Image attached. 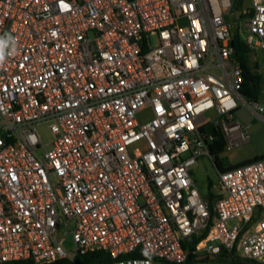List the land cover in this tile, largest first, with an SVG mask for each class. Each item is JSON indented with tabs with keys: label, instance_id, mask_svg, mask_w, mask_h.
Masks as SVG:
<instances>
[{
	"label": "built area",
	"instance_id": "2783aa9c",
	"mask_svg": "<svg viewBox=\"0 0 264 264\" xmlns=\"http://www.w3.org/2000/svg\"><path fill=\"white\" fill-rule=\"evenodd\" d=\"M237 1L0 0V264H184L235 246L264 264V155L218 170L212 205L194 176L216 165L208 111L242 101L264 119L240 91ZM248 12L239 33L264 49V0ZM226 131L225 151L250 138Z\"/></svg>",
	"mask_w": 264,
	"mask_h": 264
},
{
	"label": "rangeland",
	"instance_id": "374dc122",
	"mask_svg": "<svg viewBox=\"0 0 264 264\" xmlns=\"http://www.w3.org/2000/svg\"><path fill=\"white\" fill-rule=\"evenodd\" d=\"M251 0H243V9L246 8L248 11L250 9ZM236 4L234 5V9ZM246 12L242 18H240V24L237 27V30L241 29L242 34L245 38H248V31L246 27V21L250 15V12ZM235 15L233 14L230 18L234 20ZM250 46V45H249ZM251 50V61L256 62L258 69L255 71L257 74L262 76V93L259 98V101L264 103V49L256 48L250 46ZM243 99L247 102L251 101L249 97L243 96ZM240 101V100H239ZM149 114L148 110L140 112V118H145ZM216 113L214 110H210L206 113V117L212 118L213 120L209 125L206 126V130L212 132L213 128H218L222 134H224L226 140L229 139V135L226 130H229V127L234 125L236 122H239L242 126H247V129L250 133V138L247 141H243L237 146H234L230 150H226L220 154V158L224 166L241 163L244 161L255 159L264 155V119L260 118L257 114L252 112L242 101H240V107L234 112V117H218L215 116ZM219 121L217 125L213 123ZM227 128V129H226ZM39 132L43 139L44 143L49 142L52 137L51 131L48 127V124H42L39 126ZM230 132V131H229ZM194 176L197 183L199 184L203 195L207 197L211 190L216 195V185L218 182V169L217 166L212 163V161L207 158H200L197 164L194 167ZM72 241L68 237L66 246L71 247ZM239 250V249H238ZM239 253V251H238ZM216 261L221 262H230L227 259H222L220 254L216 255ZM207 261L210 262V259ZM155 264H172L165 262L163 260H156ZM184 264H203L199 261H194L192 263L187 262Z\"/></svg>",
	"mask_w": 264,
	"mask_h": 264
},
{
	"label": "trees",
	"instance_id": "16d2710c",
	"mask_svg": "<svg viewBox=\"0 0 264 264\" xmlns=\"http://www.w3.org/2000/svg\"><path fill=\"white\" fill-rule=\"evenodd\" d=\"M242 7H243V0H238L236 2V6H235L236 10L243 9ZM242 17H240V18H242ZM232 44L234 45L236 55L238 56L239 60L242 63V66H243L244 82H243V85H242V88L240 91L244 96L249 97L250 99L257 101V100H259V95H260L261 90H262V87H261L262 76L255 72L258 69V65L256 62L253 63L251 61V50L252 49L247 44V42L242 38V36L239 33V30L235 31ZM214 136H216L217 138L214 140V142L211 146V153H212V155L215 156L216 166H217L218 170L230 169V168H233V167L240 165L242 163H247V162L254 160V159H252V160L244 161L241 163L224 166L222 163V160L220 158V154L225 151L227 140H226L224 134H222V132L218 128H214ZM257 158L258 157H256L255 159H257ZM209 191H210V193L207 195V198H208L210 204L212 205L216 195L211 190H209ZM197 240L198 239L195 238L194 243ZM184 246L185 247H191V245L188 243L184 244ZM138 255L139 254L135 253V254H132L131 256H138ZM198 255H200V254H190L187 262H191L193 260H196V257ZM220 255L222 256L221 257L222 259H227L228 261H230L233 264H263V263H259V262L254 261V260H247V259L242 258L240 256V254L238 253L237 246H235L229 252L226 250H223L220 253ZM123 257H126V256H123ZM111 260H112V258L110 256V254L105 250L91 251V252H88L86 254H78L76 256V263H78V264H80V263L110 264ZM50 264H72V262H70L67 259H61V260H57V261L50 263Z\"/></svg>",
	"mask_w": 264,
	"mask_h": 264
},
{
	"label": "crops",
	"instance_id": "0c3cea01",
	"mask_svg": "<svg viewBox=\"0 0 264 264\" xmlns=\"http://www.w3.org/2000/svg\"><path fill=\"white\" fill-rule=\"evenodd\" d=\"M261 93H262V90H261ZM261 93H260V95H259V98H260V96H261ZM264 104V103H263ZM207 198V197H206ZM208 199V198H207ZM200 255H202V254H200ZM199 255V256H200ZM207 255H209V254H207ZM216 258H218L216 255H214V257H209V256H207V257H205V258H199L198 256L196 257V260H193V261H191L190 263H192V262H194V261H199L200 263H203V264H233V263H231V262H221V261H216ZM208 259H210V262L209 261H207Z\"/></svg>",
	"mask_w": 264,
	"mask_h": 264
},
{
	"label": "water",
	"instance_id": "95a60500",
	"mask_svg": "<svg viewBox=\"0 0 264 264\" xmlns=\"http://www.w3.org/2000/svg\"><path fill=\"white\" fill-rule=\"evenodd\" d=\"M240 14H241V10H236V11H235V17H236L237 19H239ZM207 256H209V257H214V254H209V255H207V254H202V255H200V256H198V257H199V258H205V257H207Z\"/></svg>",
	"mask_w": 264,
	"mask_h": 264
},
{
	"label": "flooded vegetation",
	"instance_id": "af4514ba",
	"mask_svg": "<svg viewBox=\"0 0 264 264\" xmlns=\"http://www.w3.org/2000/svg\"><path fill=\"white\" fill-rule=\"evenodd\" d=\"M240 10H241V14H240L239 18L242 17V16H244V14H246L243 9H240Z\"/></svg>",
	"mask_w": 264,
	"mask_h": 264
}]
</instances>
